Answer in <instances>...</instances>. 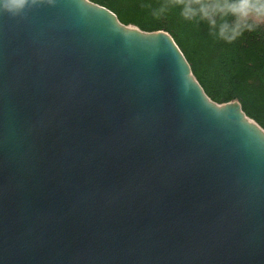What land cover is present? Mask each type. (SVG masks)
Segmentation results:
<instances>
[{
  "label": "water",
  "instance_id": "95a60500",
  "mask_svg": "<svg viewBox=\"0 0 264 264\" xmlns=\"http://www.w3.org/2000/svg\"><path fill=\"white\" fill-rule=\"evenodd\" d=\"M0 264H264V129L163 30L0 14Z\"/></svg>",
  "mask_w": 264,
  "mask_h": 264
},
{
  "label": "trees",
  "instance_id": "16d2710c",
  "mask_svg": "<svg viewBox=\"0 0 264 264\" xmlns=\"http://www.w3.org/2000/svg\"><path fill=\"white\" fill-rule=\"evenodd\" d=\"M89 1L110 10L124 25L167 32L206 96L215 103L237 100L244 114L264 129V28L226 43L178 13L156 19L152 12L160 0Z\"/></svg>",
  "mask_w": 264,
  "mask_h": 264
},
{
  "label": "clouds",
  "instance_id": "9594fccd",
  "mask_svg": "<svg viewBox=\"0 0 264 264\" xmlns=\"http://www.w3.org/2000/svg\"><path fill=\"white\" fill-rule=\"evenodd\" d=\"M55 4L56 0H0V14L21 17L34 8ZM172 13L204 25L212 37L226 43L264 28V0H160L152 15L159 20Z\"/></svg>",
  "mask_w": 264,
  "mask_h": 264
}]
</instances>
